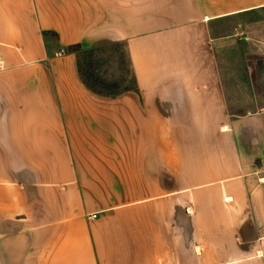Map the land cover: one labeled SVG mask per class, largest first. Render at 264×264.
<instances>
[{"label":"crops","instance_id":"obj_1","mask_svg":"<svg viewBox=\"0 0 264 264\" xmlns=\"http://www.w3.org/2000/svg\"><path fill=\"white\" fill-rule=\"evenodd\" d=\"M263 12L0 0V264H264ZM114 45L135 87L102 94L79 58Z\"/></svg>","mask_w":264,"mask_h":264},{"label":"rangeland","instance_id":"obj_2","mask_svg":"<svg viewBox=\"0 0 264 264\" xmlns=\"http://www.w3.org/2000/svg\"><path fill=\"white\" fill-rule=\"evenodd\" d=\"M239 24L243 53H260V57H249L248 63L264 68V56H261L264 55V12L244 17ZM80 59L83 80L96 92L119 94L135 87L129 58L121 45H114L92 55L82 54ZM259 76L264 78V74ZM262 87L259 84L260 92L264 93Z\"/></svg>","mask_w":264,"mask_h":264},{"label":"trees","instance_id":"obj_3","mask_svg":"<svg viewBox=\"0 0 264 264\" xmlns=\"http://www.w3.org/2000/svg\"><path fill=\"white\" fill-rule=\"evenodd\" d=\"M82 54H93V53H81L80 54V56L82 55ZM79 69H80V74L82 75V72H81V59L79 58ZM83 78V77H82ZM85 82V81H84ZM87 84V83H86ZM89 86V85H88ZM111 95H116V94H111Z\"/></svg>","mask_w":264,"mask_h":264},{"label":"built area","instance_id":"obj_4","mask_svg":"<svg viewBox=\"0 0 264 264\" xmlns=\"http://www.w3.org/2000/svg\"><path fill=\"white\" fill-rule=\"evenodd\" d=\"M2 67H0V69H1ZM97 217V215H92V216H90V218H92V219H94V218H96Z\"/></svg>","mask_w":264,"mask_h":264}]
</instances>
